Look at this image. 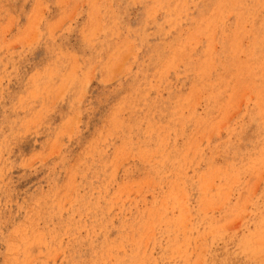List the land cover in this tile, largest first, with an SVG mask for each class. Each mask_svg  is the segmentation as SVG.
Here are the masks:
<instances>
[{"label": "rangeland", "instance_id": "obj_1", "mask_svg": "<svg viewBox=\"0 0 264 264\" xmlns=\"http://www.w3.org/2000/svg\"><path fill=\"white\" fill-rule=\"evenodd\" d=\"M0 264H264V0H0Z\"/></svg>", "mask_w": 264, "mask_h": 264}]
</instances>
